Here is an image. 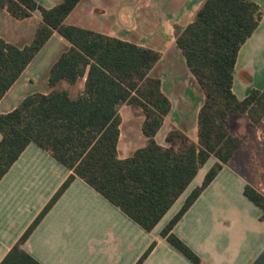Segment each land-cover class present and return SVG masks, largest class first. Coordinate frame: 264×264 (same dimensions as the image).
<instances>
[{
	"label": "trees",
	"instance_id": "trees-1",
	"mask_svg": "<svg viewBox=\"0 0 264 264\" xmlns=\"http://www.w3.org/2000/svg\"><path fill=\"white\" fill-rule=\"evenodd\" d=\"M80 1L63 0L47 9L35 0H0V8L17 20L29 19L36 11L43 17L29 46L19 48L0 38V101L55 32L71 44L51 68L49 94H32L12 112L0 114V181L32 143L72 171L1 264H40L22 245L76 178L152 231L215 157L218 161L202 185L162 231L172 246L201 264L172 231L241 147L244 138L230 132L229 119L247 117L250 125H256L264 118V90L252 89L243 100L233 91L239 51L260 25L264 10L252 0H206L192 21L177 31V46L204 101L198 115V140L175 130L163 147L155 137L172 105L161 80L151 76L161 53L67 24ZM84 78L85 89L77 97L58 88L63 81L75 85ZM123 104L136 105L147 116L143 131L148 144L127 159L118 153ZM244 194L260 207L264 219V195L251 185L245 186ZM155 246L156 242L137 264H143ZM253 264H264V250Z\"/></svg>",
	"mask_w": 264,
	"mask_h": 264
},
{
	"label": "crops",
	"instance_id": "crops-1",
	"mask_svg": "<svg viewBox=\"0 0 264 264\" xmlns=\"http://www.w3.org/2000/svg\"><path fill=\"white\" fill-rule=\"evenodd\" d=\"M35 1L51 9L63 0ZM205 1L81 0L66 19L67 24L162 54L151 76L161 80L162 91L172 105L155 137L163 147L168 146L166 139L173 129L198 140V115L204 95L177 46L176 33L192 21ZM252 1L264 10V0ZM42 21L40 11L29 19L17 20L0 8V38L19 48L29 46ZM70 48V42L55 32L0 101V114L12 112L32 94H49L51 68ZM85 83L86 78L75 85L63 81L58 88L77 97ZM77 85L74 94L71 89ZM252 89L264 90V17L241 47L236 62L234 93L243 100ZM132 112L143 113L136 105L120 107L121 159L148 144L143 131L146 117H128ZM132 119L138 126L125 132ZM228 127L234 136L244 138L240 150L252 155L243 162L253 171V177L232 166L237 150L172 231L201 259V264H253L264 250L263 211L244 194L245 186L251 185L264 195V118L250 125L247 117L233 116ZM217 161L215 157L209 159L152 231H146L84 180L76 178L22 248L40 264H137L156 242L143 264H195L172 246L162 231ZM71 173L34 143L10 168L0 181V264Z\"/></svg>",
	"mask_w": 264,
	"mask_h": 264
},
{
	"label": "rangeland",
	"instance_id": "rangeland-1",
	"mask_svg": "<svg viewBox=\"0 0 264 264\" xmlns=\"http://www.w3.org/2000/svg\"><path fill=\"white\" fill-rule=\"evenodd\" d=\"M161 44H163V40H162V42H160ZM161 59H162V54H161ZM160 59V60H161ZM159 60V61H160ZM158 61V62H159ZM156 66V65H155ZM154 66V67H155ZM77 89H78V85L76 86V87H74V88H72L71 90L74 92V94H76V91H77ZM142 112H143V110H142ZM144 113V112H143ZM140 114V113H138V114H135L134 112H132V114L131 115H129L128 114V117H146L147 118V116L145 115V113L144 114ZM141 115H143V116H141ZM136 121L137 120H135V119H132V120H130L127 124H126V127H125V132L126 131H129V129L130 128H132V127H134V128H136L137 126H138V124L136 123ZM175 130H178V129H173L172 131H175ZM189 137V136H188ZM190 138V137H189ZM191 139V138H190ZM192 140V139H191ZM241 148V147H240ZM240 148L238 149V153L235 155L236 156V158H235V160H234V162H232V166L236 169V170H238L239 172H243L246 176H250V177H253V175H252V172L253 171H250L249 170V166L248 165H246L244 162H243V159L244 158H246V160L248 161V160H250V158H251V154H248L247 155V153L246 154H242V152L241 151H244V150H240ZM225 165H227V164H225ZM224 165V166H225ZM223 166V167H224ZM223 169V168H222ZM221 172V171H220ZM219 172V173H220Z\"/></svg>",
	"mask_w": 264,
	"mask_h": 264
}]
</instances>
